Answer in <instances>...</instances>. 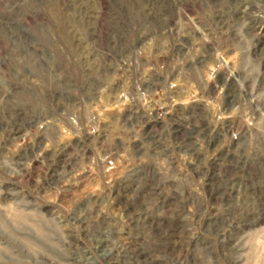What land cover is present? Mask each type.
<instances>
[{
  "label": "rangeland",
  "instance_id": "1",
  "mask_svg": "<svg viewBox=\"0 0 264 264\" xmlns=\"http://www.w3.org/2000/svg\"><path fill=\"white\" fill-rule=\"evenodd\" d=\"M0 264H264V0H0Z\"/></svg>",
  "mask_w": 264,
  "mask_h": 264
}]
</instances>
